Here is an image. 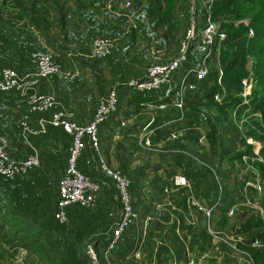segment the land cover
Listing matches in <instances>:
<instances>
[{"label":"rangeland","instance_id":"1","mask_svg":"<svg viewBox=\"0 0 264 264\" xmlns=\"http://www.w3.org/2000/svg\"><path fill=\"white\" fill-rule=\"evenodd\" d=\"M127 2L137 19L133 29L124 16L125 11L128 12ZM206 4V0H175L173 11L169 12L166 0H0V40L4 45L0 48L7 50L4 63L0 50V72L10 68L24 78L28 73H35L31 54H50L70 75L66 79L42 80L36 90L54 96L58 108L64 110L70 120L82 125L93 120L100 101L112 90L118 94L116 116L100 126L96 133L97 149L88 145L81 159L82 167L78 163L85 175L88 171L96 174L95 184L103 180L107 183L103 187L110 185L113 189L110 186L106 191L99 189L91 206L76 204L70 207L68 212L77 214L76 220L68 219L66 225H60L53 218L55 206L50 205L57 184L51 187L47 180L44 185L49 191L44 190L45 193L37 197L36 193L40 192L37 184L24 186L25 182H21L25 190L17 192L13 188L15 183L4 185L0 181V188L6 189V193H0V264H127L119 261L122 255L106 256L96 247L97 259L89 254L91 247H100L122 212L119 195L104 169L111 174L118 173L129 182V201L138 215L136 225L127 230L131 242L138 238V243L144 237L142 223L149 204L169 205V189L176 175L184 176L188 182L178 190L182 206L202 205L205 191L212 192L213 197L207 204L216 206L213 214L218 227L212 230L216 238L229 237L234 244L232 229L251 213L263 214L260 204L264 186L260 167L264 165V111L251 105L247 112L248 106L237 108L236 100L221 105L210 98L199 99L188 104L184 111L198 126L194 133L188 134L187 130L186 135L174 142H164L162 135H158L144 146L138 138L140 127L150 117L173 116V105L135 103L122 87L140 76L148 66L176 58L192 22H203ZM110 6L115 15L110 13ZM31 12L39 13L42 20L31 21ZM31 26L37 28L39 35L52 36L50 41L60 43L57 49L62 50L56 53L38 45L20 54L21 43H28L33 36ZM97 38H111L116 42L107 57L84 58L82 55L90 53ZM221 51L222 60L230 59L231 51L227 47ZM23 58L28 68L20 70L18 66L24 63ZM28 82L29 79L23 80V89L0 93V99L9 105L7 109L0 106L1 128L10 131L9 136H5L7 148L8 145H22L18 135L20 121L29 109ZM121 122L125 125L121 126ZM32 125L35 126V119ZM182 126L189 128L191 123ZM202 136L205 139L201 142ZM48 140L58 141L56 155L61 160L63 150L69 146V138L46 128V133L33 138L32 142ZM155 174L164 176L160 181V197L149 198ZM206 177L210 179L207 186ZM258 185L261 191L256 190ZM37 198L48 214L43 211L40 216L30 218L14 211L24 200L23 208L34 211ZM30 224L49 228L53 235H45L41 229L33 230L32 226L28 227ZM20 227L23 233H19ZM225 247L233 252L231 246ZM243 264H250L248 258Z\"/></svg>","mask_w":264,"mask_h":264},{"label":"built area","instance_id":"2","mask_svg":"<svg viewBox=\"0 0 264 264\" xmlns=\"http://www.w3.org/2000/svg\"><path fill=\"white\" fill-rule=\"evenodd\" d=\"M211 2L212 0H206V14L203 17V22L200 24L192 22L176 58L168 63L148 66L140 76L122 84L128 94L152 98L157 104L172 103L173 105V116L150 117L148 120L146 119L147 121L145 120V125L143 123L140 127L138 138L144 146L152 143L158 135H162L164 142H174L186 135L187 130L188 134L194 133L198 126L191 122L184 112L187 105L193 101L210 98L222 105L229 103V97L232 96V100H236L237 108L248 106L246 110L248 112L254 97H259V94L253 92L255 81L252 73L242 79L237 91H229L223 84L224 60L221 59V50L226 49L227 35L225 31L221 30L220 24L211 20ZM125 6L128 12L125 11L124 16L133 29L136 27V15L130 8L129 2ZM109 8L110 13L115 15L111 6ZM252 35V32L249 31L248 37H252ZM115 42L111 38H97L93 41L90 53L82 56L87 59H103L111 52ZM31 62L34 65L35 73H28L24 78H21L15 70L10 68H4L0 72L1 93L23 89L21 84L25 79H29L27 85L30 91L27 96L29 109L20 121L18 135L20 142L28 149L29 155L21 161L11 160L8 156L6 140L0 132V180L12 183L27 175L38 165V155L32 145V139L45 134L46 128L63 133L69 138V146L62 177L58 184L54 219L58 224L66 225L69 208L76 204L91 206L95 201L96 192L104 185V183L95 184L81 172L78 162L88 145L97 149L96 133L100 126L111 117L116 116L118 94L116 90H112L105 100L100 101L93 120L88 125L79 124L70 120L68 114L58 108L54 96L40 94L36 90L40 80L50 77L66 79L70 74L48 53L31 54ZM211 89L214 91L211 97H208ZM32 119H35V126L32 125ZM189 123H191L189 128L182 126ZM120 125L124 126L125 124L121 122ZM203 139L205 136L200 137L199 141L202 142ZM104 171L111 178L122 206L120 218L104 238V251L112 253L121 244L127 230L136 225L138 215L129 201L128 180L118 173L111 174L105 169ZM187 183L184 176L176 175L172 178L171 187L180 189ZM256 190L261 191L262 189L258 185ZM214 207L216 208L215 204L204 210L209 222ZM198 208L202 209L200 206ZM254 246L264 248V244L254 243ZM89 254L93 259H97L94 247L89 249Z\"/></svg>","mask_w":264,"mask_h":264},{"label":"crops","instance_id":"3","mask_svg":"<svg viewBox=\"0 0 264 264\" xmlns=\"http://www.w3.org/2000/svg\"><path fill=\"white\" fill-rule=\"evenodd\" d=\"M42 17L39 13L31 12L30 20L33 22H38L42 20ZM47 17V16H45ZM24 21V20H23ZM30 34L32 37L28 39V43H21L19 53L26 54L28 51L32 49V47H37L38 45L42 48L47 50H52L56 53L61 51L62 49H57V46L60 43L51 42L52 36H42L39 35L37 28L32 27L30 28ZM55 37V36H54ZM56 38V37H55ZM49 39V40H48ZM49 41V43H48ZM3 42L0 40V45ZM56 44L55 48L52 49L51 47L53 44ZM67 45V42H66ZM65 46V44H64ZM30 48L29 50H26ZM1 55L3 57L2 62H5V54L7 50L1 49ZM57 50V51H56ZM71 54V53H67ZM66 54V55H67ZM67 59V58H66ZM87 59V58H86ZM21 61H24L22 65H19L18 68L23 70V68H28V63L23 58ZM31 61V60H30ZM32 64V62H31ZM63 65V64H62ZM61 65V66H62ZM26 70V69H24ZM42 80L38 82V89L40 87ZM11 92V91H10ZM13 92V91H12ZM1 93V92H0ZM1 105L3 108L7 106L5 101L0 99ZM5 102V103H4ZM194 102V101H193ZM162 116L158 117L161 118ZM75 122V121H74ZM194 123V122H193ZM120 127V126H119ZM49 130L57 131L51 128ZM0 132L4 136H9L10 131H5L1 128L0 125ZM63 134V133H62ZM6 140V139H5ZM34 149L38 155V165L33 168L29 173H27L26 178L23 176L15 180L12 183L14 184V189L20 192H24L25 188H22L21 182H25L24 186L37 184L38 189L40 190L37 194V197L40 196V193H45L44 190L49 191L48 186L44 183L50 181V186L53 187L55 184V192L54 196L51 199V207H56L57 202V190L60 178L62 177L63 168L65 164V160L67 157L68 147L63 150L61 155V160L57 158V151L56 149L58 141L56 140H48L47 142H39L35 143L32 142ZM7 146V145H6ZM8 156L10 159H16L19 161L21 159H25L29 155L28 149L22 144L21 146L18 145H8L7 148ZM83 157V156H82ZM82 159V158H81ZM81 159L79 160L80 167L82 163ZM62 164L59 166L58 162ZM87 176L95 182L96 174L94 172L88 171ZM155 174V179H153L155 184H153L152 190L148 192L149 198L160 197V187H161V180L164 176ZM174 177V176H173ZM172 177V178H173ZM4 185L12 184L6 183L0 180ZM97 183H104L103 180ZM206 183V184H205ZM205 185L207 186L210 183V179L206 177ZM107 185V183H104ZM110 185H108L109 187ZM107 186L102 187L104 191L108 190ZM111 187V186H110ZM171 187V186H170ZM112 188V187H111ZM113 189V188H112ZM181 189V188H180ZM179 189L170 188L169 192L171 196L168 198L169 205H162V204H154L148 207L147 212L145 213V217L142 223V232L144 237L137 243L138 238H134L131 242V237L129 232L125 234L121 244L119 247L112 253H106L104 251L103 245L104 240L101 241L100 247L95 245L93 246L96 249L103 250L106 256L118 254V256L122 255L119 261H123L127 264H243L246 261L247 256L243 253L238 252L235 249V242L231 244L230 238L223 239L222 237L216 238L214 233L212 232L213 228L216 231L218 225L214 224L215 215L211 216V220L205 216L204 210L209 209L212 205L211 203L208 205L207 203L213 197L212 192L205 191V201L204 204H198L197 206H182V202L180 203L178 199H180V191ZM0 193H6V189L0 188ZM21 194V193H20ZM22 195H19L21 198ZM18 197V195H17ZM37 203L35 205V210H30L29 212L23 208V203H19L18 207H15V212L17 214L22 215L23 213L26 214V217H33V216H40V212L44 211L43 205L40 202V199L37 198ZM167 201V199H166ZM165 201V202H166ZM177 201V202H176ZM175 203L174 205H170ZM202 207V209H199ZM70 209V208H69ZM26 212V213H25ZM48 214L46 211H44ZM55 213V211H54ZM16 216H19L17 215ZM15 216V215H14ZM15 216V217H16ZM77 214L73 212H68V219L69 221L76 220ZM54 218V214H53ZM43 218L41 217V220ZM31 229H41L46 232L45 235H53V231L49 228L45 229V227H41L40 225L33 226L30 224ZM167 226H170L168 229ZM223 230L224 227H222ZM19 233H23L22 227H20ZM43 233V232H42ZM39 234V233H38ZM39 236V235H38ZM52 237V236H51ZM135 242V245H134ZM225 246H231L232 251L229 249L227 250ZM116 259V258H115ZM250 262V261H249ZM251 264V263H250Z\"/></svg>","mask_w":264,"mask_h":264},{"label":"trees","instance_id":"4","mask_svg":"<svg viewBox=\"0 0 264 264\" xmlns=\"http://www.w3.org/2000/svg\"><path fill=\"white\" fill-rule=\"evenodd\" d=\"M166 4L168 11L172 12L175 0H166ZM210 11L211 20L225 31V44L231 51L230 59L223 62V84L227 90L237 91L242 79L252 73L255 81L253 92L259 94L258 98L254 97L252 105L264 111V0H212ZM249 31L252 37H248ZM213 91L210 90L208 97ZM131 96L135 103H156L152 98ZM260 179L264 186V165L260 167ZM260 205L263 214H249L231 232L235 238V249L245 254L251 264H264V248L254 246V243L264 244V189Z\"/></svg>","mask_w":264,"mask_h":264}]
</instances>
